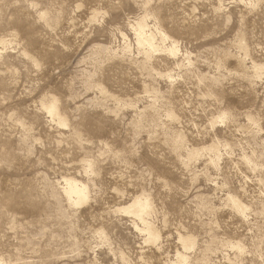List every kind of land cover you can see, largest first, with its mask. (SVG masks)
I'll use <instances>...</instances> for the list:
<instances>
[{"label":"rangeland","instance_id":"374dc122","mask_svg":"<svg viewBox=\"0 0 264 264\" xmlns=\"http://www.w3.org/2000/svg\"><path fill=\"white\" fill-rule=\"evenodd\" d=\"M248 2L0 0V264H264Z\"/></svg>","mask_w":264,"mask_h":264},{"label":"bare ground","instance_id":"6f19581e","mask_svg":"<svg viewBox=\"0 0 264 264\" xmlns=\"http://www.w3.org/2000/svg\"><path fill=\"white\" fill-rule=\"evenodd\" d=\"M146 27H147V24L145 22H139L138 23V26L136 28L138 41L139 42H145L146 44L149 45V47H153V45H154V37H153V34L150 33V32H148L146 30ZM64 190H65V192L69 196L70 194H72L74 192H77V185L75 183H73V182H68L67 181V183H65V185H64Z\"/></svg>","mask_w":264,"mask_h":264},{"label":"snow or ice","instance_id":"6c2138e0","mask_svg":"<svg viewBox=\"0 0 264 264\" xmlns=\"http://www.w3.org/2000/svg\"><path fill=\"white\" fill-rule=\"evenodd\" d=\"M259 4H264V0H256V2H254V0H249L248 2V6L249 7H256Z\"/></svg>","mask_w":264,"mask_h":264}]
</instances>
